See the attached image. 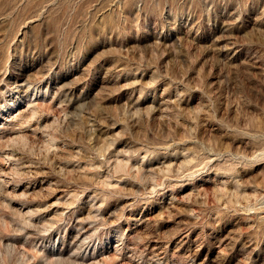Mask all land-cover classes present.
<instances>
[{"label": "rangeland", "instance_id": "obj_1", "mask_svg": "<svg viewBox=\"0 0 264 264\" xmlns=\"http://www.w3.org/2000/svg\"><path fill=\"white\" fill-rule=\"evenodd\" d=\"M0 264H264V0H0Z\"/></svg>", "mask_w": 264, "mask_h": 264}]
</instances>
